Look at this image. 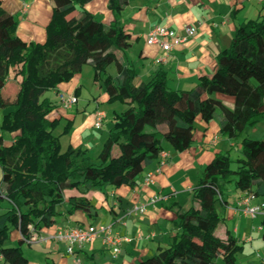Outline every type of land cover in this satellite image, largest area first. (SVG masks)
<instances>
[{
  "label": "trees",
  "instance_id": "trees-1",
  "mask_svg": "<svg viewBox=\"0 0 264 264\" xmlns=\"http://www.w3.org/2000/svg\"><path fill=\"white\" fill-rule=\"evenodd\" d=\"M50 1L54 7L45 41L26 42L18 36V17L0 0V109L15 107L0 121V255L9 264L30 263L23 246L58 223L64 204L66 214H97L89 197H66L67 191L135 188L147 166L164 151L165 141L177 152L190 149L196 122L210 123L218 110L220 134L229 139L264 121V14L237 27L230 47L217 55L210 77H200L191 90H173L164 69L138 85L136 67L117 56L132 47V35L120 22L129 0H109L114 16L110 24L86 9L93 0ZM84 65L92 67L94 82L104 88L109 104L128 106L114 115L98 162L88 150L70 146L62 151L55 131L63 107L44 96L71 82ZM112 65L115 76L108 73ZM12 75L20 79L19 89L16 100L7 103L4 93ZM218 95L232 98L233 107ZM73 125L69 120L63 134ZM241 154L236 161L229 152L215 154L193 188L194 205L177 215L178 233L167 247L136 264H238L244 245L229 231L226 238L217 235L219 222L225 220L219 209L228 202L230 184L242 195L264 199V140L244 138ZM14 231L20 233L19 244L6 247Z\"/></svg>",
  "mask_w": 264,
  "mask_h": 264
},
{
  "label": "crops",
  "instance_id": "crops-1",
  "mask_svg": "<svg viewBox=\"0 0 264 264\" xmlns=\"http://www.w3.org/2000/svg\"><path fill=\"white\" fill-rule=\"evenodd\" d=\"M108 4L109 0H93L86 5V9L97 20L110 24L114 20V16L109 10ZM3 6L9 13L18 17V36L20 38L26 42H44L46 27L53 13L50 0H4ZM235 9L240 11L234 16L232 12ZM77 12H74L72 17L76 16ZM253 12H258L259 16L264 14V0H129L120 22L125 30L132 35V47L126 53L117 52V56L121 61L128 59L136 67L138 85L150 81L159 69H164L168 73L171 89L191 90L198 84L200 77H210L215 72L217 55L230 47L237 27L249 20V15ZM41 19L42 24L38 28L35 23ZM155 24L165 25L181 35L184 34L187 26H195L197 34L177 45L169 53L166 63L156 64V60L163 52L158 45H151L147 42V36ZM110 67L108 73L115 76L117 74L116 67L115 72H110ZM84 69L88 73L93 71L90 65L81 66L79 73L70 82L72 84L69 83L67 88H63L61 84L59 89L54 91L56 96L75 95L78 98L77 104H79L84 97ZM11 78L14 79L13 75ZM14 80L19 82L20 79ZM92 82L93 92H90L91 98L87 99L89 100L87 106L82 107L81 111L77 109L75 116L71 115L72 117L69 118L74 122L72 134L83 129L82 139L88 128L95 126L99 114L105 115L103 126L108 120H111L110 126L112 127L114 115L122 113L128 108L127 105L107 102L109 97L104 88L94 82V71ZM77 89L79 91L76 94ZM218 99L227 106L233 107L232 98L218 95ZM91 104L94 105L91 108L93 110H88ZM8 110L9 108L0 109V121L5 111ZM78 119L81 120L77 125ZM205 124L204 132L195 131L194 143L190 149L177 152L172 147L164 148V151L169 153V157L161 171L156 172L160 167L158 158L147 166L135 188L108 187L106 191L96 193L85 187H80L78 190L67 191L66 197L70 195L89 197L94 205L92 213L97 211V214L91 218L81 211L70 215L66 214V204L59 207L63 215L60 216V219L58 218V223L35 235L31 244V246L37 244L40 250L46 252L44 264H78L77 260H80V264H136L142 259L156 254L159 247H167L171 238L178 233L175 226L178 213L189 210L194 205L192 191L203 169L213 160L215 154L229 150V148L226 150L217 148L216 145L223 139L220 132L214 134L209 140L211 122ZM110 126L108 130L111 128ZM7 136L6 134L5 138ZM101 137V142L104 141L102 142L104 145L108 132ZM72 138L70 143L75 148ZM84 144L87 145V142ZM230 145L233 148L237 147L233 143ZM148 173H154L153 182L150 185L144 183V177ZM241 196L242 193L238 195L233 204L227 198L228 202L219 209L225 219H232L236 216L239 211L237 201ZM154 197H158L159 200L156 203H151L150 201ZM136 204L146 205V213L131 214L130 209ZM99 217L105 218V221L103 219L99 226H110L113 235L123 239L121 252L117 258H114L111 248L104 243L102 238L86 244L82 249L77 248L74 256L65 251L63 247L66 245L65 243L57 242L52 238L58 230L95 225V222L99 221ZM258 218H251L252 231H249L250 235L256 229L263 232L262 220L258 226L254 225ZM229 232L239 241L237 234L240 233V228L236 227L233 232L230 230ZM17 233L13 232L11 236V242L14 245L20 238ZM246 236H248L247 233ZM245 241V244L239 242L244 245L246 251L248 246L246 243L251 242V238L248 237ZM2 262L4 261L0 255V264Z\"/></svg>",
  "mask_w": 264,
  "mask_h": 264
},
{
  "label": "rangeland",
  "instance_id": "rangeland-1",
  "mask_svg": "<svg viewBox=\"0 0 264 264\" xmlns=\"http://www.w3.org/2000/svg\"><path fill=\"white\" fill-rule=\"evenodd\" d=\"M50 3H51V6L54 7V3L52 1H50ZM258 14H259L258 12L257 13L253 12L252 14L249 15V18L250 19H257L259 17ZM41 24H42V19L36 21V23H35V25L38 28L41 27ZM45 39L43 41H45ZM111 71L115 72V66L114 65H112L110 67V72ZM83 75H84L83 83L85 85V87L83 88L84 97L81 100V102L79 104L73 106V108L71 110L67 111L64 108L61 109V112L63 114L64 119H63L61 125L58 127V129H56L55 135L60 136L63 152H66L68 150V148L71 146L70 142H71V138L73 135L72 142L76 146L75 149L88 150V155L93 157L95 162H98L97 153L99 152V150H101V148L103 146L102 142H104V141L101 142L102 139H100V137L106 132L109 133L108 128L111 125L110 124L111 120H108L107 123H105V125L102 128H97L95 126L89 127L88 131L83 135V139L81 138V133H82L83 129L77 130L76 132L74 131L75 133L72 134L74 125H73V128L70 131V133L63 134L64 127L67 124V122L69 121V118H71L72 116L73 117L75 116L77 109H80L79 111H81V109H83L82 107H84V106L86 107L87 103L89 102V100H87V99L91 98L90 92H93L92 87H91L92 83H93L92 82L93 71L88 73L86 71V69H84ZM69 83L62 84L63 88L64 87L67 88L66 86H69L70 84H72V83H70V84ZM18 89H19V82L15 81L13 78H11L9 80L8 85L6 87V90H5V101L7 103H11V102L16 100ZM94 95H95V93H94ZM44 96L52 99L55 102H58L57 101L58 97L56 96V93L54 91H49ZM93 106L94 105L91 104L88 107V110H93V109H91V108H93ZM14 109H15V107H10L8 111H5V113L9 112L10 110H14ZM82 117H80V118L82 119ZM220 117H221V111L218 110L217 118H215L213 121H211V124H210L209 132H211V136H210L209 140L214 136V134H217L220 132ZM80 120L78 119L77 125L80 123ZM205 127H206V124L204 122H201L199 120L196 122V130H198L199 132L200 131L204 132ZM9 138H10V135L8 134V136L6 137V140L8 141ZM222 138L223 139L220 141V143L216 145L217 148H220L222 150H226L227 148H229V150L227 152H229L233 161H236L238 158L242 157L241 142L243 141L244 138H250V139H254V140H264V121L258 123L256 126L248 127L247 130L244 132V134H242L239 138L229 139L228 137H224V136H222ZM85 142H87V145L84 144ZM231 143H233L234 145H237V147L236 148L231 147V145H230ZM168 147L170 148L171 146H170V144H168V142L165 141L164 142V148H168ZM118 154H119V149L115 148L114 152H113V156H117ZM236 167H237V164L234 163L233 168H236ZM107 188L108 187H106L104 189H91V192L93 191V192L98 193V192L106 191ZM240 193H241L240 191L236 190L234 184H230L226 188V196H227V198L231 204L234 203V201L237 199V197ZM7 205H8V203H5V206H7ZM222 215H223V213H222ZM223 217H224V215H223ZM58 218L60 219V217H58ZM103 219L105 221V218L99 217V221L95 222V226H99L100 222ZM261 220H262V217L260 216L258 218V220L254 222L255 223L254 225L258 226L259 223L261 222ZM251 222H252V219L250 217H247L243 213L242 210H239L234 218H232V219L227 218L225 220L222 219L219 222L218 227L216 229L217 235L219 237L223 238L226 236L227 231L230 230L231 232H233L236 227L240 228V233H238L237 236L239 237V241L243 244H245L246 238H248V237L251 238V242L248 241L246 243V244H248L246 251L244 250L242 253L238 254V264H262L264 262V240L262 239L263 232L256 229L253 231L252 235H250L251 232L249 233V231H252ZM14 232L17 233L18 231H14ZM246 233L248 234V236L245 237ZM17 235L19 236L20 233L18 232ZM11 241H8L5 244V246L6 247L18 246L19 239L16 240L15 245ZM63 247L65 248V251H67L68 247L66 245H64ZM23 250L25 252V255L27 256V258L30 261L29 264H44L46 252L43 250H40L39 246H37V244L35 246H31V245L26 243V245L23 246ZM2 264H4V262H2ZM6 264H9V263H6Z\"/></svg>",
  "mask_w": 264,
  "mask_h": 264
},
{
  "label": "built area",
  "instance_id": "built-area-1",
  "mask_svg": "<svg viewBox=\"0 0 264 264\" xmlns=\"http://www.w3.org/2000/svg\"><path fill=\"white\" fill-rule=\"evenodd\" d=\"M197 34L195 26H187L184 34L181 35L177 31L162 25L155 24L147 36V42L151 45H158L162 50V55L156 60V64H163L167 62L169 53L177 46L184 43L189 37ZM58 104L65 109H72L78 103V98L75 95H59ZM105 115L99 114L98 120L95 124L97 128L103 126ZM169 153L161 152L159 155L160 167L156 172H160L161 168L166 164ZM154 173H148L144 177V183L150 185L153 182ZM158 197L151 199V203H156ZM237 209L242 210L244 214L252 219L264 216V199H260L252 194L244 193L237 201ZM147 211L146 205H134L130 209L131 214H144ZM57 242H63L68 247L67 253L75 255L76 249H82L86 244L94 242L98 238H102L104 243L108 245L114 258H117L121 252L122 238L113 235L112 228L106 226L90 225L88 227L77 226L67 230H58L52 237ZM80 264V260H77Z\"/></svg>",
  "mask_w": 264,
  "mask_h": 264
}]
</instances>
